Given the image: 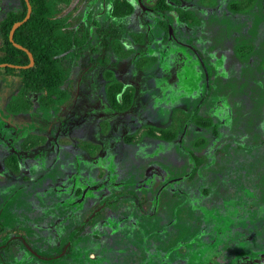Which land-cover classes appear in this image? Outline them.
Returning <instances> with one entry per match:
<instances>
[{"label":"rangeland","instance_id":"374dc122","mask_svg":"<svg viewBox=\"0 0 264 264\" xmlns=\"http://www.w3.org/2000/svg\"><path fill=\"white\" fill-rule=\"evenodd\" d=\"M88 1L72 0L71 5L62 14L71 13L73 7L79 2L77 11L73 15L75 20L81 15L80 9L83 12ZM100 3L101 0L94 2L95 14L102 10ZM263 4L264 1L260 0L252 2L244 0L243 3L242 0H190L183 3L182 7L194 11L198 16L195 15L196 18L200 19L204 25L220 24L224 34L231 31L234 39L237 36L238 41L246 43L249 47L259 45L264 52V16L261 14ZM229 5L236 8L241 5V9L246 11L237 9L233 16L227 10L226 6ZM19 9V0H0V21L9 12ZM105 16L106 14H103L101 18L105 19ZM176 28L178 43L175 44L183 48L182 57H186L183 55L187 51L194 54V50H198L202 55L203 60H198V66L202 75L206 76L202 81H195L196 84L200 83V87H197L199 97L193 96V98L208 100L209 103L200 114L211 117L213 126L201 129L195 124L186 123V113L191 104L185 97L188 95L182 96L180 93L179 100L168 111V115H164L163 109L158 108L156 127L177 131L179 135L185 128L182 147L184 148L185 145V149L193 150L201 159L200 169L193 177H190L192 169L181 165L180 158L184 156L181 146L166 152H157L155 162L146 164L142 168V171L151 168V173L162 176L166 182L163 192L160 194L158 191V201L151 218L142 216L141 212L136 211L133 206L129 207L123 203L113 210L118 222L116 230L110 232L109 227L105 228L96 244L98 247L92 242L77 240L76 245L79 247L71 251L72 258L62 260L56 257L55 249L47 246L49 249L40 251L42 259L34 257L33 261L28 263L200 264L211 257H215V262H228L236 260L240 255H245L251 259L250 264H264L263 260H260L262 257H259L260 254H264V189L257 184L261 177L254 171L257 162L264 161V121L257 123V115L250 111L237 112L233 115V109L231 111L226 103V92L232 88L231 80H242L243 73L247 72L251 64L257 65L260 56L255 55L254 58L250 57L248 61L241 62L235 58L234 50L229 46L219 50L220 36L210 29L189 28L178 24ZM132 30L136 34L145 33L146 40L141 41L139 46L131 50L133 54L142 52L144 59L139 63L143 64L152 58L156 65H161L168 70L170 67L173 81L177 82L176 87H188L191 84V80L188 79V76L193 73L190 65H172V57L167 53L160 55L158 52L161 44L158 41L149 42L153 39L160 40L161 31L156 24H153L148 32L145 25L137 26ZM137 40V36L132 38L127 36L124 47L128 48L136 44ZM234 44L238 45V42ZM121 47L119 51H124L123 46ZM108 60H111L110 55ZM204 63L210 66L209 79H207ZM150 65L151 68L154 67L152 62ZM0 80L9 88L17 85L16 80L12 79L11 82V79L1 75ZM158 82L159 77L157 85H159ZM254 82L262 88L258 103L264 108V80H261L258 72H255ZM0 86L3 87V85ZM33 123L29 132L40 133L41 136L44 132L42 126L44 122L34 120ZM17 128L24 127L19 125ZM241 129H245L246 134ZM141 131L145 132V129L141 128ZM211 132L219 135L213 136ZM196 143L199 145L196 146ZM160 157L166 159L163 160ZM127 164L130 165V163ZM142 178L145 184L151 179L147 178V174H142ZM161 180L159 176L152 178L150 181L151 184L153 183L152 191L157 192ZM215 182L218 185L209 186ZM18 201V199L12 200V208ZM2 202L3 198H0V205ZM41 218L50 219L51 217L41 215ZM21 228L23 233L30 231L29 225H22ZM201 228L204 229V233L195 246L173 250L177 245H190L188 242L197 240L195 237ZM3 253H0V257L4 258L8 264H16L15 256L11 252H8L6 256ZM98 255L103 256L98 263L89 261Z\"/></svg>","mask_w":264,"mask_h":264},{"label":"flooded vegetation","instance_id":"af4514ba","mask_svg":"<svg viewBox=\"0 0 264 264\" xmlns=\"http://www.w3.org/2000/svg\"><path fill=\"white\" fill-rule=\"evenodd\" d=\"M137 1L142 7L141 1ZM94 2L97 0H89L86 5L92 7L95 14ZM185 2L188 1H183L182 4ZM105 4L104 0H101L102 10L95 14V17L102 22L106 20V17L101 18ZM102 22L98 21L100 24ZM140 25L146 26L142 22L134 25V28ZM219 25H215V28L220 29ZM200 27L208 30L210 26L202 22ZM221 30L223 31V27ZM146 31L148 32L147 29ZM93 35L89 43L92 47L69 66L70 79L64 84L65 92L71 95V102L65 111H57L53 114V128H46L42 123L44 132L41 136L40 133H30L33 121L40 120L38 115H33L27 120L31 124L28 128L10 126L4 119H0V198H3L0 205V225L6 223L9 229L17 226V231L21 233L23 219L18 214H21L22 208L32 207L31 216L34 219L29 230L52 229L54 240H42V242L54 248L69 247L71 251L79 247L76 245L77 240L89 241L98 247L96 244L105 228L109 227L110 232L116 230L118 222L113 210L123 203L129 207L133 206L142 216L151 218L158 201V193L152 189L140 191L141 186L146 187L151 181L149 179L145 184L142 174H147V178L152 176L151 168L142 171L141 167L154 163L157 156L158 108H162L163 114L168 115V111L179 100L178 96L174 98L176 101L168 97L179 94L166 84L167 80L172 81V75L167 78L168 73L158 68L152 58L142 64L139 63L144 59L142 52L132 53L136 56L129 59L114 57L106 47L101 46L99 37ZM123 35L125 36L126 33ZM228 35L229 46L234 50L236 46L234 43L238 37L234 35V39L231 31ZM134 36L138 37L137 43L128 48L124 47L126 38L120 41V49L123 46L124 50L120 51L121 56L146 40L144 32ZM160 40L153 39L149 42L158 41L161 44ZM224 49L219 48L220 51ZM130 59H133L132 62ZM186 59L193 62L190 56H186ZM158 77V84L161 85L159 88ZM181 94L184 96L188 92ZM156 96L164 98L158 100L160 102L158 103ZM188 96L185 97L191 104L189 110H199L201 113L209 103L206 100L198 105L192 96ZM226 103L232 111V106L229 102ZM232 112L233 115L236 114L234 109ZM141 128L145 129V132L141 131ZM185 132L186 129H182L183 139ZM180 161L184 166V159ZM43 163H47V166L51 165V169L46 172ZM160 178L162 180L159 187L166 183L162 176H159ZM50 179L54 184V191L51 193L44 187V183ZM126 184L128 186H124ZM216 185L217 182L209 186ZM37 188L41 190V195L35 191ZM74 188L81 191V195L76 196L75 193V196H71L69 207L61 206V191ZM44 192H49L47 196L52 195L56 201L55 215L51 219L41 218V215L48 216L39 209L44 205V198H48ZM13 199L19 201L12 208ZM27 199H31V202H26ZM73 202L74 207L71 204ZM78 204L81 205L80 208H77ZM38 219L40 220L37 221ZM200 230L195 237L197 240L188 242L190 245H177L173 250L195 246L204 233L203 228ZM20 233L12 237L19 238L22 236ZM259 257H262L260 260L264 262V254H260ZM59 258L70 260L72 256L62 255ZM93 258L89 261L98 263L103 256L98 255ZM250 262L251 259L240 255L236 260L228 262H215V257H211L200 264H250Z\"/></svg>","mask_w":264,"mask_h":264},{"label":"trees","instance_id":"16d2710c","mask_svg":"<svg viewBox=\"0 0 264 264\" xmlns=\"http://www.w3.org/2000/svg\"><path fill=\"white\" fill-rule=\"evenodd\" d=\"M140 1L144 8L139 5L137 0H104L106 4L102 14H106V20L102 22L95 17L92 7L88 5L84 6L83 12L82 9H80L81 15H79L76 20L73 19V15L77 11L79 4L73 7L71 13L62 14L63 11L71 5L72 0H29L32 8L30 18L15 30L13 39L16 43L22 45L32 53L34 65L26 69H14L10 67L0 68L1 76L11 79V82L12 79L17 82L16 87L9 88L4 86L6 84L0 80V85H3V87L0 86V119H4L6 124L10 126L13 125L18 127L22 125L24 128H28L31 124L27 120L31 119L33 115H38L37 117L44 121V127L53 128V114L57 111H65L66 107L71 102V95L65 92L66 88L64 84L70 79L69 66L92 47L89 43L94 36L93 34L99 37L102 43L101 46L103 48L106 47L109 53L114 57L129 59L135 56L131 51L121 56L119 51L120 41H124L123 38L125 39L126 36L132 38L134 34L137 35L132 29L134 25H139L142 22L146 24V29L156 24L161 30L162 39L160 42L162 46L158 50L160 55L167 53L172 57V65L189 64L192 69V75L188 76V79L191 80V84L188 87L180 88L176 87L177 82L173 81V75L169 71L170 67L168 70L167 68H162L161 65H157L158 68L168 73L167 78L171 77L170 74L172 75V81H166L167 86L173 87L174 91L179 94L188 92L187 95L194 96V98L196 96L198 98L199 90L197 91V89L200 87V83L196 84V82L204 80L206 76L202 75L197 61L200 59L203 60L202 55L198 50H194V54H190L187 51L183 56H190V58L193 59V62H189L186 57H182L181 51L183 48L177 47L175 43H178V38L176 37L178 33L176 28L177 24L179 26L196 28L201 26V20L196 18L197 15L194 11L182 7V2L189 0ZM249 1L252 2L253 0ZM19 3L20 9L18 11L9 12L0 21V64L10 63L15 65H27L29 63L27 54L14 47L8 40V34L12 24L22 20L25 16V2L24 0H19ZM237 9L246 11L241 9V5L238 8L232 7L231 5L227 6V10L232 14L236 12ZM261 14L264 16V4L261 8ZM84 15H86L85 19H83ZM98 21L102 23L100 24ZM209 29L214 34L216 33L220 36L221 49L226 48L225 46H229L228 33L224 34L221 28L216 29L215 26H210L208 30ZM123 33H126V35L124 36ZM236 42H238V45L236 44L234 47L233 54L235 58H238L241 62H245L248 61L250 57L254 58L255 55H258V57L260 56V60L257 65H250L247 72L243 73L242 80H231L232 88L226 92V100L236 113H246L250 111L252 114L257 115V123H261L264 121V108L261 107L258 100L261 98L262 88L254 82V78L255 72H258L261 80H264V52L259 45H251L249 47L238 40H236ZM187 44L192 45V43ZM132 60L133 59H130V62H132ZM204 67L207 73V79H209L211 72L209 71L210 66L204 63ZM160 86L161 85H157L158 88ZM179 94H173L172 98L174 101H176L174 98ZM156 97H158V103H160L158 100L164 98L159 96ZM196 101L198 105L206 102V100L201 99ZM186 116V123L190 125L195 124L198 128L208 129L213 126L211 117L202 116L199 110H189ZM241 130L246 134L245 129ZM157 131V152H166L174 147L179 148V146H183V136L177 134V131L168 128H157ZM211 134L213 136L219 135L215 132H211ZM198 145L199 144L196 143V146ZM182 149L184 156L180 159H184V167L188 166V168L192 169L190 177H193L200 169L202 164L201 159L193 150L185 149V146L184 148L182 147ZM160 158L165 160V157ZM43 166L46 172L51 169V165L47 166V163H43ZM142 168L143 167H141V169ZM254 171L261 177V180L257 181V184L264 189L263 160L257 162ZM151 175L152 176L148 177L151 178V180L155 176H160L155 173ZM124 186H128V184ZM164 186V184L160 186L157 189V193L158 191L162 192ZM44 187H46L50 193L53 192V181L50 179V181L44 183ZM68 188H70L69 185ZM149 189H152V184L150 183H148L146 187L141 186L140 191L144 192ZM35 191L39 195L42 194L41 190L38 188ZM49 192L44 193L47 196ZM75 193L76 196L81 195V191H78L76 188L73 190H62L60 199L63 201L61 200V206L69 207L71 196H75ZM44 199V205L39 207L40 212L52 218V216L55 215L56 209L55 198L50 195L48 198ZM26 202H31V199H27ZM71 204L74 207V202ZM76 206L77 205H75V207ZM80 207L81 205L78 204L77 208ZM20 212L21 214L18 215L23 219L22 225L30 226L34 219L31 216L33 208L28 206L22 208ZM17 228V226H14L9 229L6 223L0 225V253L4 252L6 256L8 252H11L15 256L16 264H22L23 262H25V264H31L28 262L33 261L34 257L42 259L40 251L45 248L49 249V246L47 247L42 240H54L52 229L46 231H32V229H30L29 233L24 235L22 233L23 231L20 233L17 231ZM19 233L22 235L21 237H12L14 234ZM51 248L56 250V257L62 255L69 256L71 253V248L69 247ZM32 263L35 264V262ZM0 264H8V262L0 257Z\"/></svg>","mask_w":264,"mask_h":264},{"label":"water","instance_id":"95a60500","mask_svg":"<svg viewBox=\"0 0 264 264\" xmlns=\"http://www.w3.org/2000/svg\"><path fill=\"white\" fill-rule=\"evenodd\" d=\"M24 2H25V5H26V13H25V16L23 17L22 20L16 21V22H14L12 24V26H11V28L9 30L8 40L12 43V45L14 47H16V48L24 51L27 54L29 63L27 65H15V64H10V63H1L0 64V68L10 67V68H14V69H26V68L32 67L34 65V57H33L32 53L28 49H26L25 47H23L22 45L16 43L14 41V39H13V35H14L15 30L20 25H22L23 23H25L30 18V15H31L32 8H31V5L29 3V0H24Z\"/></svg>","mask_w":264,"mask_h":264}]
</instances>
